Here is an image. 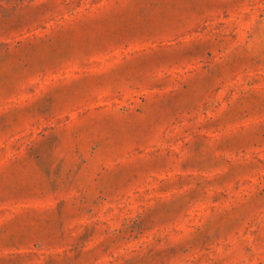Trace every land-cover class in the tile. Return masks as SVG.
<instances>
[{"label": "rangeland", "instance_id": "rangeland-1", "mask_svg": "<svg viewBox=\"0 0 264 264\" xmlns=\"http://www.w3.org/2000/svg\"><path fill=\"white\" fill-rule=\"evenodd\" d=\"M0 264H264V0H0Z\"/></svg>", "mask_w": 264, "mask_h": 264}]
</instances>
